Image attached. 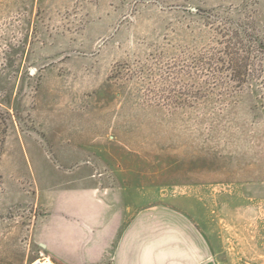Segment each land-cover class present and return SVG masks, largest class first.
<instances>
[{
	"label": "rangeland",
	"instance_id": "rangeland-1",
	"mask_svg": "<svg viewBox=\"0 0 264 264\" xmlns=\"http://www.w3.org/2000/svg\"><path fill=\"white\" fill-rule=\"evenodd\" d=\"M227 29L264 42V0H0V264L50 258V209L105 182L147 208L155 264H264V87L162 91Z\"/></svg>",
	"mask_w": 264,
	"mask_h": 264
},
{
	"label": "crops",
	"instance_id": "crops-1",
	"mask_svg": "<svg viewBox=\"0 0 264 264\" xmlns=\"http://www.w3.org/2000/svg\"><path fill=\"white\" fill-rule=\"evenodd\" d=\"M103 185L78 188L50 209L40 224L42 248L55 264H155V242L146 240L147 208L132 207L128 183ZM191 250H200V258L191 256L190 264H202V248Z\"/></svg>",
	"mask_w": 264,
	"mask_h": 264
},
{
	"label": "trees",
	"instance_id": "trees-1",
	"mask_svg": "<svg viewBox=\"0 0 264 264\" xmlns=\"http://www.w3.org/2000/svg\"><path fill=\"white\" fill-rule=\"evenodd\" d=\"M222 38L194 55L173 58L165 63L160 78L163 74L166 75L163 79L167 86L162 91H167L172 97L165 104L177 103V96L192 95L188 83L184 81L191 73L198 74L203 79L199 84V91L193 94L195 97H203L205 89L213 90L216 87L223 93H234L253 83L264 87V42L252 37H241L231 29L225 30ZM155 81L159 79L156 78ZM207 84L209 88L206 87ZM159 86L155 83V87ZM262 107L264 108V97Z\"/></svg>",
	"mask_w": 264,
	"mask_h": 264
},
{
	"label": "built area",
	"instance_id": "built-area-1",
	"mask_svg": "<svg viewBox=\"0 0 264 264\" xmlns=\"http://www.w3.org/2000/svg\"><path fill=\"white\" fill-rule=\"evenodd\" d=\"M47 258L48 257H46L45 255L39 256L31 264H52L53 262L50 260V258L49 260Z\"/></svg>",
	"mask_w": 264,
	"mask_h": 264
},
{
	"label": "bare ground",
	"instance_id": "bare-ground-1",
	"mask_svg": "<svg viewBox=\"0 0 264 264\" xmlns=\"http://www.w3.org/2000/svg\"><path fill=\"white\" fill-rule=\"evenodd\" d=\"M49 260V259H48ZM53 264V263H52Z\"/></svg>",
	"mask_w": 264,
	"mask_h": 264
}]
</instances>
